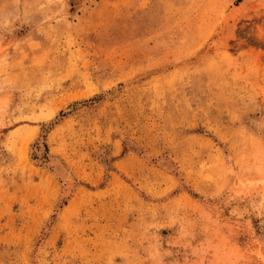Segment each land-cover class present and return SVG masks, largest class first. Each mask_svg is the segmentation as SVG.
Returning a JSON list of instances; mask_svg holds the SVG:
<instances>
[{"label":"rangeland","instance_id":"rangeland-1","mask_svg":"<svg viewBox=\"0 0 264 264\" xmlns=\"http://www.w3.org/2000/svg\"><path fill=\"white\" fill-rule=\"evenodd\" d=\"M0 264H264V0H0Z\"/></svg>","mask_w":264,"mask_h":264},{"label":"bare ground","instance_id":"bare-ground-1","mask_svg":"<svg viewBox=\"0 0 264 264\" xmlns=\"http://www.w3.org/2000/svg\"><path fill=\"white\" fill-rule=\"evenodd\" d=\"M36 153H37V152H36ZM37 156H38V155H37ZM50 161H51V160H50ZM53 162H54V161H53ZM56 162H58V161H55L54 164H55ZM51 163H52V162H51ZM58 163H59V162H58ZM58 163L55 164V165H56V166H57V165H60V166L57 167V168H59V170L61 171V170H62V168H61V167H62V166H61L62 164H60V163L58 164ZM55 165H53V166H55ZM60 168H61V169H60ZM62 172H63V174H64V171H62ZM63 176H65V175H63ZM68 178L70 179V176L68 177V175H66V176H65V179L67 180ZM69 179H68L67 181H71V182H72L73 179H72V180H71V179L69 180ZM63 181L65 182L64 179H63ZM65 183H66V185H67V182H65ZM68 184L70 185L71 183L68 182ZM68 187H69V186H68ZM66 192H67V191H66ZM64 193H65V192H64ZM67 194H68V193H67ZM64 195H66V194H64ZM66 196H67V195H66Z\"/></svg>","mask_w":264,"mask_h":264}]
</instances>
